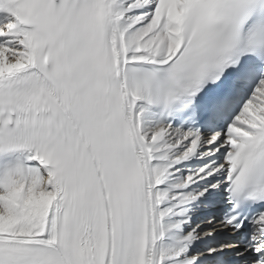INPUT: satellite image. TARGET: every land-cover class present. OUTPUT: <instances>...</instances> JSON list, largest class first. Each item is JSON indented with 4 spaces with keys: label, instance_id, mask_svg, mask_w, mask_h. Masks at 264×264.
Returning <instances> with one entry per match:
<instances>
[{
    "label": "snow or ice",
    "instance_id": "6c2138e0",
    "mask_svg": "<svg viewBox=\"0 0 264 264\" xmlns=\"http://www.w3.org/2000/svg\"><path fill=\"white\" fill-rule=\"evenodd\" d=\"M0 264H264V0H0Z\"/></svg>",
    "mask_w": 264,
    "mask_h": 264
}]
</instances>
